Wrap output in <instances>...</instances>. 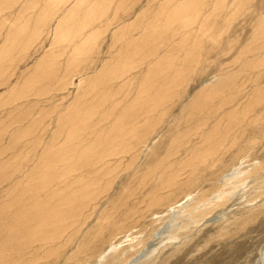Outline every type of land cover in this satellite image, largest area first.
Here are the masks:
<instances>
[{
	"label": "rangeland",
	"instance_id": "1",
	"mask_svg": "<svg viewBox=\"0 0 264 264\" xmlns=\"http://www.w3.org/2000/svg\"><path fill=\"white\" fill-rule=\"evenodd\" d=\"M243 1L212 0L214 3L212 4L211 0L209 3L206 0L207 5L204 4L199 13L200 20L190 22L183 28L184 32L180 30V34L178 32L175 37L167 35L165 41L160 40L162 43L160 41L159 43L157 38L154 39L156 36L149 37V46L147 43L146 51H142L145 52L144 55L141 58L134 57L140 62L136 61L123 67L129 72L118 79H115L119 75H116L115 70L122 66H116L123 64L126 57L130 60L128 57L132 49L129 48V44L143 41L145 30L153 29L154 15L161 10L160 3H166V0H117V2L113 0L114 4H111L107 12V16H111L107 20L112 22L110 28L96 37L99 38L96 39L98 44L94 50L87 51L84 55L79 53V56H74L75 44L81 46L76 40L75 43H70L71 45L64 43L62 49L57 43L52 42L53 36L57 34L52 30L54 26L50 25L43 30L42 35L38 37L41 41L34 43L31 51H22L23 54L28 52L29 55L18 57V52L16 56L9 53L12 57L5 58L6 63L3 57L0 59H3L0 63V244H2L0 255L2 256L4 251L8 256L7 262L2 261L0 256V264H264V191L260 187L264 180V117L262 120L258 116L262 104L256 105L252 114L244 117L245 120L239 129L235 128L231 132L232 135L231 133L228 135L229 144L225 143V139L221 148L218 147V154L208 156L207 162H202L198 156L199 150L212 144L211 140H206V135L217 127L223 115L225 117L226 113L230 112L227 110L234 107L231 111L240 114L244 105L255 98L258 87L264 86V61L263 66L255 67L257 71L253 68L250 72L243 73L244 75L239 72L243 59L259 64L257 54L241 53L254 47L252 37L258 26V19L264 18V0H251L252 2L248 0L246 3ZM216 3H220L223 9L221 6L216 8ZM208 4L214 6L207 7ZM94 6L97 7V3ZM113 11L115 13H112ZM142 12L144 13L140 15ZM189 17L188 15L187 18ZM204 18L208 19L207 23L204 22ZM95 20L96 30L100 27V20L97 18ZM125 25L127 29L122 31ZM91 29L93 26L87 30ZM190 33L192 34L189 36ZM216 42H219V45ZM45 48L46 52L54 49L53 59L41 56ZM151 50L155 52L150 53ZM142 53L139 52V55ZM41 57L51 60V63L40 69L44 73L40 76L41 80L33 82V78L37 77V64ZM188 64L190 65L187 66ZM169 65L183 71L187 68L189 70L182 71V74H185L178 75L174 83H168V77H174L173 70H167ZM153 66L156 71L161 68L157 71L158 76L167 77L160 83L163 88L159 94L170 98L168 102L165 100L166 104L160 102L161 106L157 112L146 116V101L143 98H147L149 104L153 102L150 98L156 94L152 88L144 91L142 80L149 70H153L151 69ZM103 71L104 73H101ZM81 75L86 82L76 94V86L80 83ZM97 75H101L100 82L95 78ZM230 75H236L233 86L234 100H230L224 107L221 106L222 109L217 108L216 104L227 91H223L220 97L208 100L215 105V116L205 121L204 112L195 111L193 103L207 100L212 88L216 86L214 84L220 80L222 82ZM257 75H261L263 81H255ZM125 78H131V81L124 83L122 79ZM34 83L36 86L33 89L31 86ZM170 85L171 89L166 87ZM23 88L26 89V94L20 97L18 93ZM73 101H76V112L69 108ZM211 108L213 105L206 110H213ZM191 111L198 113L203 121L198 123L192 121L189 116ZM119 117H124L126 132L131 131L130 127L138 125L140 129L138 138L142 139L145 135L147 140L129 149L128 154L107 158L112 162V170L109 169L112 173L107 180L105 179L104 183L111 181L104 194L99 195L96 202H91L83 210L82 217L75 216L73 217L75 219L71 218L53 226V229L51 226L40 228L39 231L44 230L45 234H39L36 241L22 235L19 237L20 240L18 238L8 244L3 243V239L12 229L9 225L14 221L11 218L12 213L21 211L19 205L12 201L22 195L24 199H29L32 197L30 195L32 189L41 188L40 183H47L45 186L49 185L48 189L51 191L59 189L52 200H61L66 191L63 186L74 180L73 177L66 178L64 175L66 162L56 164L57 167L53 169L47 166H44L47 169L44 168L42 161L46 152L62 150L78 155L83 149L95 145L97 137L105 136ZM256 119H260L258 120L260 122L255 121ZM249 120L255 123L250 126ZM199 124L201 128L197 130ZM221 127L223 128V125ZM186 135L189 137L186 138ZM129 141L131 144L134 143L130 139L128 144ZM200 144L201 146H198ZM160 162H163L161 167L158 164ZM196 165L194 170L192 166ZM261 165L263 168L254 172L255 168ZM125 167H128L126 171ZM161 168L179 170L177 179L179 182L169 189L160 191L158 196L161 199L155 202L149 195V190H152L158 181L157 177H154L156 180L154 178L147 180L145 184L142 183V176L150 170L158 171L159 175ZM51 175L53 179L50 178ZM35 184L38 185L37 188L29 186ZM26 186L31 190L22 194ZM46 191H40L37 199H44L43 201L48 199ZM128 191L131 193L130 196L123 199L126 194L122 196V193ZM228 191L229 193L224 196L226 199H217L220 193ZM30 200L26 201L27 204ZM148 200L150 202H147ZM8 210L11 211L7 212L11 214L10 218L5 217L8 214L4 215ZM58 213L60 216L64 211L60 210ZM126 215L131 216V219L128 217L130 221ZM248 218L250 220H246ZM113 224L125 225V228L113 231L115 230ZM51 231L52 234L48 233ZM51 235L53 240H49ZM23 242L29 244L15 250L13 246ZM53 247H56V250Z\"/></svg>",
	"mask_w": 264,
	"mask_h": 264
},
{
	"label": "bare ground",
	"instance_id": "2",
	"mask_svg": "<svg viewBox=\"0 0 264 264\" xmlns=\"http://www.w3.org/2000/svg\"><path fill=\"white\" fill-rule=\"evenodd\" d=\"M6 1V0H5ZM9 1V0H8ZM28 1V0H27ZM30 1V0H29ZM33 1V0H32ZM46 0H34V2H39V3H42V2H45ZM55 1H60L59 2V6H60V3L62 2V0H55ZM71 1V0H70ZM86 0H82L81 2L79 1V4H75V2H73L75 4V6L73 5V8L70 9L71 12H70V17L68 18L67 20V24L64 25L67 26V27H70L68 32L65 33V35L63 37H61L58 41H55V43H57L59 45V47H61V49L65 46L64 43H68V45L70 43H75V40L77 41V43H80L81 46H77L75 44V46L73 47L74 49V52H75V55L74 56H79L78 54L80 53V55H84L87 53V51H92L94 50L97 41L96 39H99V38H96L98 37L99 34H103L105 33L109 28H110V23L111 20L107 21L109 19V17L111 16H107V12H109L110 8H111V4H114L113 3V0H97V7L93 6L92 3H88V2H85ZM93 1V0H92ZM153 1V0H152ZM155 1V0H154ZM176 1V3H174ZM166 0V3H160V12L159 13H156L154 15V19L153 21H155V24L153 25V29L150 30V28H147L145 30V33H144V38H143V41L141 40V42H137V43H132L131 45L129 44V48L132 49L131 52H129V57L130 60H127V57L125 59V61L123 62V64L121 63V65H117L116 67H120L118 69L115 70L116 72V78L115 79H118V78H121L122 76L126 75L127 72H129V70H126L125 68L123 67H126V66H129V65H132L134 64V62L136 61H139L140 60H137L135 59L134 57H142L144 55V53H142V51H146V44L148 43V46H149V37H155L154 39L157 38V41L159 42L160 40L161 41H165L167 35H170L175 37L178 35V32L180 34V30H183L184 32V27H187L186 25L190 24V22H193V21H198L200 20L199 18V13L200 11H202V8L204 7V4L206 0ZM214 1V0H213ZM241 1V0H240ZM243 1V0H242ZM248 0H245V3L247 2ZM11 2V1H10ZM9 2V3H10ZM117 2V0H116ZM133 2V1H132ZM244 2V1H243ZM249 2H252L251 0H249ZM149 3V2H148ZM174 3V4H173ZM208 3H209V0H208ZM211 3H212V0H211ZM18 4V3H17ZM31 4V2L29 3ZM28 4V5H29ZM53 4V3H52ZM62 4H64V2H62ZM66 4H67V0H66ZM72 4V3H70ZM116 4V3H115ZM173 4V5H172ZM214 4V3H212ZM212 4H208L207 7H209L210 5ZM220 3H216L215 6L216 8H219L221 5H219ZM244 4V3H243ZM27 5V4H25ZM69 5V4H68ZM207 5V4H206ZM245 5V4H244ZM13 6V5H12ZM31 6V5H29ZM48 6H51V5H48ZM65 6V5H64ZM63 6V7H64ZM76 6H78L76 8ZM151 6V5H150ZM149 6V8H150ZM214 6V5H212ZM210 6V7H212ZM226 6V5H225ZM246 6V5H245ZM1 7H5V3L4 2H0V8ZM37 7V6H35ZM52 7V6H51ZM116 5H115V9H116ZM148 7V6H147ZM146 7V8H147ZM13 8V7H12ZM11 8V9H12ZM15 8V7H14ZM31 8V7H30ZM29 8V9H30ZM61 8H62V5H61ZM148 8V9H149ZM216 8H214V10H216ZM222 8V6H221ZM226 8V7H225ZM28 9V10H29ZM35 8H33V12L35 11L36 12V9L34 10ZM118 9V8H117ZM144 9V8H143ZM206 9V8H205ZM204 9V10H205ZM213 9V8H212ZM223 9V8H222ZM8 10V9H7ZM25 10V9H23ZM48 10H49V7H48ZM56 10V9H55ZM54 10V12H55ZM63 10V9H62ZM67 10V9H66ZM2 11V10H1ZM0 11V13H1ZM60 11V10H59ZM148 11V10H147ZM146 11V12H147ZM220 11V10H218ZM224 11V10H223ZM4 12V11H3ZM14 12V10L12 11ZM27 12V11H25ZM25 12L23 13V15L25 14ZM217 12V10H216ZM5 13V12H4ZM21 13V12H20ZM59 13V12H58ZM112 13H115L114 11ZM144 12L140 13V15H142ZM215 13V12H214ZM18 14V13H17ZM29 14V13H28ZM31 14V13H30ZM38 14V13H37ZM42 14V12H41ZM54 14V13H53ZM56 14V13H55ZM61 14V12H60ZM221 14V13H220ZM23 15L21 17H23ZM50 15V14H49ZM113 15V14H111ZM147 15V14H146ZM164 15V17H163ZM190 16L189 18H187V16ZM222 15V14H221ZM32 16V15H31ZM30 16V17H31ZM115 16V15H114ZM113 16V17H114ZM145 16V14H144ZM215 16V15H214ZM217 16V15H216ZM27 17V15H26ZM36 17V15H35ZM50 17V16H49ZM75 19V22L74 20H72V18ZM226 17V16H225ZM1 18V16H0ZM29 18V17H28ZM42 18V17H41ZM53 18V16L51 17ZM58 18V17H57ZM60 18V17H59ZM63 18V17H62ZM67 18V17H66ZM99 19L100 20V27L99 28H96V30L94 29L95 27V23H97V21L95 19ZM140 18V17H138ZM208 18V17H207ZM215 18V17H214ZM11 19V18H10ZM10 19H8L7 21H9ZM15 19H16V16H15ZM34 19V18H33ZM40 19V18H39ZM49 19V18H47ZM114 19H116V17H114ZM145 19V18H144ZM147 19V17H146ZM216 19V18H215ZM1 20H4L1 18ZM6 20V19H5ZM21 20V19H20ZM31 20V19H30ZM35 20V19H34ZM37 20V19H36ZM98 20V21H99ZM204 22L207 23L208 19L204 18ZM212 20V18H211ZM52 21V20H51ZM50 21V22H51ZM63 21V20H62ZM61 21V22H62ZM210 21V20H209ZM15 22L19 23V21H16ZM49 22V23H50ZM74 22V23H73ZM152 22V21H151ZM202 22V21H201ZM203 22V23H204ZM1 23V22H0ZM3 23V22H2ZM11 23V22H10ZM16 23H13L16 24ZM21 23V21H20ZM26 23V22H24ZM126 23V22H125ZM131 23V21H130ZM137 23V21H136ZM4 25H2V27L5 26V22L3 23ZM192 24V23H191ZM27 25V24H26ZM40 25V23H39ZM50 24H48L49 26ZM52 25V24H51ZM143 25V24H142ZM150 25V24H149ZM31 26V25H30ZM42 26V25H41ZM47 26V24L45 25ZM93 26V29L91 30H87V29H90V27ZM132 26V25H131ZM144 26V25H143ZM16 27H19V26H16ZM20 27H21V30H24L23 28L25 27H22L21 24H20ZM19 27V28H20ZM29 27V26H28ZM27 27V28H28ZM145 27V26H144ZM26 28V29H27ZM41 28V27H39ZM3 29V28H2ZM17 29V28H15ZM127 27L126 25L122 28V31H126ZM189 30V28H187ZM196 29V28H195ZM200 29V28H199ZM32 30V28H31ZM42 30V29H41ZM55 31V30H54ZM67 31V30H66ZM65 31V32H66ZM17 32H18V29H17ZM142 32H143V29H142ZM190 32V31H189ZM28 33V32H27ZM12 34V33H11ZM192 33L189 34V36L191 35ZM2 32H1V36H2ZM13 35V34H12ZM15 35V33H14ZM13 35V36H14ZM22 35V33H21ZM24 35V34H23ZM22 35V36H23ZM27 35V34H25ZM13 36H9L8 34V38H14ZM79 36H83L82 38L79 37ZM56 37V36H55ZM101 37V36H100ZM172 37V38H173ZM183 37V36H182ZM193 37V35H192ZM140 38V37H138ZM22 39V38H21ZM29 39V38H28ZM54 39V38H52ZM117 39V38H116ZM124 39V38H123ZM12 40V39H11ZM170 40V39H169ZM8 41V40H7ZM32 41H35V40H32ZM136 41V40H135ZM160 41V42H161ZM252 41L255 43L254 47L252 49H249V50H245L244 52L241 53V55H243L244 53H247V52H253L255 54H257L258 56V61H259V64H255L253 63L251 60L249 59H243V61H241L240 63V69H239V72L242 73L241 75H244L243 73L245 72H250L251 69L254 68L255 71H257V69H255V67L257 66H263V61H264V18L261 17L260 19H258V26L256 27V30H255V33L252 37ZM133 42V41H131ZM143 42V44H142ZM159 42V43H160ZM189 42V41H188ZM9 43V42H8ZM6 42V46L5 47H8V44ZM15 43V42H14ZM145 43V44H144ZM162 43V42H161ZM168 43V42H167ZM183 43V42H182ZM5 45V43H3ZM33 42H27V43H22L21 46H26L25 48H27V46L29 45H32ZM184 44V43H183ZM190 44V43H189ZM192 44V43H191ZM216 44L219 45V42ZM1 45V44H0ZM4 45L2 48H4ZM11 45V43H10ZM9 45V47H10ZM17 45V44H16ZM71 45V44H70ZM79 45V44H78ZM177 45V44H176ZM214 45V44H213ZM212 47H215L213 46ZM21 46H18L17 49H19V47ZM41 46V45H40ZM161 46V45H160ZM159 46V47H160ZM184 46V45H183ZM249 46V45H248ZM8 47V48H9ZM246 47V46H245ZM13 48V47H12ZM58 48V47H57ZM122 48V47H121ZM53 49V48H52ZM68 49V48H67ZM156 49V48H154ZM163 49V48H162ZM186 49V48H185ZM212 49V48H211ZM4 50V49H2ZM15 50V49H14ZM64 50V49H63ZM160 50V49H159ZM182 50V49H181ZM190 50V49H189ZM135 51V52H134ZM154 50H151L150 53H152ZM177 51V49H176ZM187 51V50H186ZM4 52V51H3ZM0 49V59L3 57L4 59V62L6 61L5 60V55L7 56L8 54H5V52L3 53ZM139 52L142 53L141 55H139ZM155 52V51H154ZM189 52H192V51H189ZM188 52V53H189ZM225 52V51H224ZM223 52V53H224ZM45 53V54H44ZM66 54V51L64 52ZM90 53V52H89ZM136 53V54H135ZM174 53V51H173ZM193 53V52H192ZM25 54V53H24ZM44 54V55H43ZM74 54V53H73ZM155 54V53H154ZM157 54V53H156ZM61 56L63 55L62 53L60 54ZM149 55V53H148ZM189 55V54H188ZM187 55V56H188ZM42 57H49V58H52L55 57L54 55V49L49 51V52H46V49H44V51H42V54H41ZM118 56V55H117ZM185 56V55H184ZM39 59L38 63L37 64V72H36V76L37 77H34L33 78V82H37L39 79L41 80V74H44L41 72L40 69L45 68L46 66H48L50 63H51V60H47V59ZM88 57V56H86ZM153 57V56H152ZM237 57V56H236ZM263 57V58H262ZM73 58V57H72ZM134 58V59H133ZM186 58V57H185ZM189 58V57H188ZM261 58V59H260ZM2 59V60H3ZM58 59V58H57ZM120 59V58H118ZM143 59H146V58H143ZM182 59V58H181ZM2 60H0V63L2 62ZM191 61L193 60V58L190 59ZM37 61V60H36ZM59 61V60H58ZM118 61V60H116ZM123 61V60H122ZM184 61V60H183ZM189 61V60H188ZM237 62L239 61V58H237L236 60ZM257 61V62H258ZM176 62V61H175ZM178 62V61H177ZM187 63V61H185ZM194 62V61H193ZM6 63V62H5ZM56 63V62H55ZM68 63V62H67ZM263 63V64H262ZM57 64V63H56ZM76 64V63H75ZM113 64V63H112ZM157 64V63H156ZM125 65V66H124ZM159 65V64H158ZM177 65V64H176ZM180 65V64H179ZM190 64H188L187 66H189ZM239 65V63H238ZM146 66V65H145ZM182 66V65H181ZM62 67V66H61ZM147 67V66H146ZM264 67V66H263ZM185 68V67H183ZM30 69V68H29ZM130 69V68H129ZM153 70H149V72L145 75L146 77L142 80V84H143V89L144 91L145 90H148L150 88H152L156 94L155 97H151L150 100H152L153 102L151 103H147L149 100L147 98H143L144 101H146L145 103V113H146V116H148L149 114L153 113V112H157L159 106H161L160 102H165V100L167 99L166 97L168 96H165V95H160L159 94V91H162V88H163V85H160V83H163L165 81V78H167L166 76H158L159 72L157 73V71L159 69L154 70L156 69L154 66L153 68H151ZM189 70V68H187ZM186 69V70H187ZM259 69V67H258ZM263 69V68H262ZM164 70V69H163ZM168 71H172L174 72V77L173 76H170L168 77V83H174L178 78V75L179 76H182L184 74H182V70L178 69L177 67H174L172 65H169V67L167 68ZM183 71V72H186ZM187 70V71H188ZM1 71V70H0ZM51 71V69H50ZM101 73H104L101 72ZM165 73V72H164ZM182 74V75H181ZM91 75V74H90ZM144 75V74H143ZM164 75V74H163ZM82 76V75H81ZM83 77L81 78L80 80V83L76 86V94L79 93V90L80 88H83L84 87V83L86 82L85 80H83ZM184 77V76H183ZM59 78V77H58ZM96 80L97 81H101V75H97L96 77ZM182 79V77H181ZM236 79V75H230L228 76L226 79H224L222 82L220 80V82L218 83H215L214 85H216L214 88H212L211 92H210V95L207 97V100H204L202 102H198V103H193L194 107H195V111L197 112H204L205 114V121L207 119H210L211 117L214 118L213 116L214 113H215V110H214V104H212V102H209L210 99H215L216 97H220L221 94H223L224 92L223 91H227V93L225 92V94L222 95L223 98L220 99V102L218 104H216L217 108H223L225 105L228 104V102L231 100L233 101L235 96L233 95V86L235 85V80ZM252 79V78H249V80ZM5 80V79H4ZM124 81V83H129L131 81V78H125V79H122ZM259 80H262L263 81V78L261 77V75H257L256 76V79L255 81H259ZM239 81V80H238ZM50 82V81H49ZM48 82V83H49ZM54 83V82H53ZM72 83V82H71ZM96 83V82H95ZM159 83V84H158ZM2 84V83H1ZM73 84V83H72ZM179 84V83H178ZM17 85V84H16ZM86 85V84H85ZM36 86V84H32L31 88L34 89V87ZM38 86V85H37ZM133 86V85H132ZM243 86V85H242ZM249 86V85H248ZM97 87V86H96ZM168 88L171 87L170 86H166ZM30 88V87H29ZM28 88V89H29ZM171 89V88H170ZM23 90V91H22ZM19 93H18V96L20 95V97H23L25 94H26V89L23 88ZM94 90V89H93ZM123 90V89H122ZM35 91V90H34ZM171 91V90H170ZM245 91V90H244ZM223 92V93H222ZM240 92V91H239ZM100 93V92H99ZM256 93V96L254 99H252L251 101L248 102V104L244 105L242 111L240 114H237L238 112L236 111H231L233 110V108L231 110H227V111H230V112H227L226 113V116L223 117L218 121V124L216 125L217 127L216 128H213L209 133H207L206 135V140L209 141L211 140L212 141V144L208 147V148H205V149H202V150H199L198 152V156H200V160L202 162H207L208 160V156L212 155L213 153H217V150L219 151L218 147L221 148V145H223L224 143V140L226 139L227 140V137L228 135L235 129H239L238 127H240L241 124H243L245 118L244 117H247L252 111H253V108L256 106V105H259V104H262V109L260 111V114H258V116H260V119H262V117H264V86H259L258 87V90L255 91ZM75 94V95H76ZM23 95V96H22ZM144 96V95H143ZM228 98H226V97ZM17 97V96H16ZM215 97V98H214ZM19 98V97H18ZM170 98V97H169ZM168 98V99H169ZM75 99V98H74ZM167 99V102L169 101ZM209 100V101H208ZM208 101V102H207ZM218 102V100H217ZM216 102V103H217ZM242 102V100H241ZM247 102V101H246ZM163 103V104H164ZM239 103V102H238ZM76 101H73L72 102V106L69 107L71 109L72 112H76ZM144 104V103H142ZM245 104V103H244ZM75 105V106H74ZM88 105V104H87ZM213 105V110H206L207 107ZM201 106V107H200ZM223 106V107H221ZM189 107V106H188ZM238 107V106H237ZM236 108V107H235ZM241 108V107H240ZM84 109V108H83ZM239 109V108H238ZM82 110V109H80ZM164 110V109H163ZM168 110V109H166ZM98 111V110H97ZM100 111V110H99ZM141 111V110H140ZM195 111H191V113L189 114L190 118L192 119V121L194 120L195 122H201L203 121V118L199 116L198 113H194ZM224 111V110H223ZM142 112L143 109H142ZM225 112V111H224ZM81 113V112H80ZM102 113V112H101ZM138 113V112H137ZM162 113V112H161ZM194 113V114H193ZM83 114V113H82ZM193 114V115H192ZM252 114V113H251ZM119 115V114H118ZM255 115V114H254ZM75 116V115H74ZM77 116V115H76ZM75 116V117H76ZM83 115H81L82 117ZM137 116V114H136ZM145 116V117H146ZM203 116V115H202ZM217 116V115H216ZM242 116V117H241ZM253 116V115H252ZM88 117V116H87ZM127 117V116H126ZM178 117V116H177ZM241 117V118H240ZM256 117V116H255ZM93 118V117H92ZM150 118V117H149ZM259 118V117H258ZM143 119V118H142ZM186 119V118H185ZM260 119H256L255 121H258ZM86 120V119H85ZM97 120V119H96ZM140 120V119H139ZM213 120V119H212ZM263 120V119H262ZM261 120V121H262ZM95 121V120H94ZM124 117H119L116 121V123L114 124V126L112 127V129L110 131H108V133L103 136V137H97L96 140L94 142H96L95 145H91V147H87L86 149H83L78 155H72L70 154V152L66 151V152H62V150H50L48 152H46V154L44 155L43 157V161H42V164H43V167L44 166H47L49 168H54V167H57L56 164L58 163H61V162H66V167H65V173L64 175L66 176V178H70V177H73L74 180L68 182L67 184H65V187L64 189L66 190L65 191V194L63 195V198L61 200H58V201H53V197L55 196V194L57 193L56 190L57 189H53L52 191L49 188V185L48 186H45V184L47 183H44V184H39L41 188L39 189H36V190H33L32 189V193L30 195H32V197H29V199H24L22 196L21 197H18L17 199H15V201H12V202H15V204L19 205L21 211L19 212H15V213H12V215L7 212H11L10 210L6 211V215L5 217H8L10 218V215H11V218L12 220L14 221H11L12 224H9L11 225L10 227H12L11 231L8 233V236L6 237L5 236V239H3V243H10L13 239H18L20 236H24V237H29L31 240H34L36 241L38 238H39V234H45V231L43 230L42 232L39 231L40 228L42 227H47V226H51L52 229H53V226H56L58 224H61L62 222H66V221H69L71 218L73 217H79L81 215V213H83V210L85 208H87V206H89V204L91 202H96L95 200L99 199V195L101 194H104V192L107 190L108 188V185L110 183V181H108L107 183H104L105 182V179L111 175L112 173V162L111 160H107V158H111L112 156H118V155H121V154H128L130 151H128L129 149L131 148H134L136 146H138L141 142L142 143H145L146 142V138L145 135H143L144 137L142 139H139L138 138V130H140L137 126H132L130 127L131 128V131L130 132H126L127 130V127L124 125ZM175 121V120H174ZM210 121V120H209ZM250 121V120H249ZM145 122V121H144ZM260 122V121H258ZM139 123V122H138ZM147 123V122H146ZM252 123H255L252 121ZM251 121H250V126H251ZM263 123V122H262ZM92 124V123H91ZM190 124V123H189ZM259 124V123H258ZM128 125V124H127ZM141 125V124H140ZM221 125H223V128L221 127ZM130 126V125H128ZM178 126V125H177ZM201 125H197L196 129L200 130V127ZM255 126V125H254ZM259 126V125H258ZM89 127V126H88ZM142 127V126H141ZM140 127V128H141ZM249 127V126H248ZM257 127V126H255ZM222 128V129H221ZM74 129V128H72ZM92 129V128H91ZM102 129V128H101ZM247 129V128H246ZM68 130V129H67ZM105 130V129H104ZM142 130V129H141ZM203 130V128H202ZM143 131V130H142ZM206 131V130H205ZM239 131V130H238ZM68 132V131H67ZM95 132V131H94ZM106 132V130H105ZM126 132V133H125ZM185 132V131H184ZM183 132V133H184ZM237 132V131H236ZM101 133V131L99 132ZM130 133V134H129ZM141 133V132H140ZM144 133V132H143ZM149 133V132H148ZM147 133V135H148ZM189 133V132H188ZM198 133V132H197ZM196 133V134H197ZM132 134V135H131ZM195 134V135H196ZM240 134V133H239ZM232 135V133H231ZM235 135V133H234ZM233 135V136H234ZM72 136V135H71ZM93 136V135H92ZM241 136V135H240ZM85 137V136H84ZM173 137V136H172ZM189 137L186 135V138ZM226 137V138H225ZM232 137V136H231ZM87 138V137H86ZM237 138V137H236ZM69 139V138H68ZM132 140L134 143H129L128 144V140ZM172 139V138H171ZM189 139V138H188ZM231 139V138H230ZM142 140V141H141ZM149 140V138H148ZM194 140V139H193ZM221 140V141H220ZM225 140V143L229 144L228 143V140L226 141ZM18 141V139H17ZM16 142V141H15ZM148 142V141H147ZM191 142V140H190ZM195 142V141H194ZM193 142V144H194ZM233 142V141H232ZM230 142V143H232ZM70 143V142H68ZM134 144V146H132ZM206 144V143H205ZM233 144V143H232ZM231 144V145H232ZM69 145V144H68ZM182 145V144H180ZM190 145V144H189ZM225 145V144H224ZM235 145H236V142H235ZM198 146H201L198 145ZM226 146V145H225ZM230 146V145H228ZM237 146V145H236ZM186 147V146H185ZM223 147V146H222ZM231 147V146H230ZM234 147V146H233ZM247 147V146H246ZM249 147V145H248ZM60 148V147H59ZM69 148V147H68ZM83 148V147H82ZM81 148V149H82ZM177 148V147H176ZM192 148V147H191ZM227 148V147H226ZM232 148V147H231ZM242 147H240L241 149ZM244 148V147H243ZM64 149V148H63ZM221 150V149H220ZM72 151V150H71ZM75 151V150H74ZM229 151V150H227ZM232 151V150H231ZM224 152V151H223ZM137 153V152H136ZM222 153V152H221ZM228 153V152H226ZM139 154V153H138ZM168 154V153H167ZM215 154V155H216ZM173 155V154H172ZM214 155V157H215ZM225 155V154H224ZM165 156V155H163ZM175 156V155H174ZM173 157V156H172ZM134 158V157H133ZM136 159V157H135ZM162 159V158H161ZM186 159V158H185ZM184 159V160H185ZM211 159V158H210ZM187 160V159H186ZM194 160V159H193ZM220 160V159H219ZM114 162V161H113ZM133 162L134 159H133ZM139 162V161H138ZM199 162V160L197 161V163ZM50 163V164H49ZM118 164V163H117ZM131 164V163H130ZM133 164V163H132ZM159 164V167L163 166V162H160L158 163ZM180 164V163H179ZM192 164V163H191ZM202 164V163H201ZM49 165V166H48ZM61 165V164H60ZM135 165V164H133ZM132 165V166H133ZM207 165V164H206ZM41 166V165H40ZM122 166V165H121ZM127 166V165H126ZM131 165H129L130 167ZM150 166V165H149ZM169 166V165H168ZM190 166V165H189ZM210 166V165H209ZM47 167H44L47 169ZM116 167V166H114ZM119 167V166H118ZM134 167V166H133ZM167 167V166H166ZM173 167V166H172ZM194 167V170H196L195 167L196 166H192ZM204 167V166H203ZM264 167V166H263ZM262 165L258 168H255L252 169L255 171H259L261 168H263ZM126 168V167H125ZM128 168V167H127ZM127 168L125 169V171L127 170ZM132 168V167H131ZM41 169V168H40ZM111 169V170H109ZM115 169V168H114ZM133 169V168H132ZM186 169V167H185ZM202 169V167H201ZM205 169V168H204ZM50 170V169H49ZM131 170V169H130ZM158 170V169H157ZM177 170V169H176ZM15 171V170H14ZM17 171V170H16ZM179 171V170H178ZM178 171H174V170H169V169H164V168H161L160 169V172L161 175L158 179V171H155V170H150V171H146L147 173L144 174L142 176V183H145L147 180H153V178L156 176L157 177V182L156 184L152 187V190L150 189V196L152 198H154V201L155 202H159L161 197L158 196L159 192L164 190V189H169L173 186H175L179 181L177 180L178 179V176H179V172ZM190 171V170H189ZM199 171V169H198ZM182 172V171H181ZM191 172V171H190ZM200 173V172H199ZM198 173V174H199ZM253 173V171H252ZM113 175V174H112ZM120 175V174H119ZM253 175V174H252ZM192 176V175H191ZM195 176V175H194ZM249 176V174H248ZM40 177L42 178L43 177V174L40 175ZM113 177V176H112ZM51 179H53L52 175L50 176ZM57 178V177H55ZM54 178V179H55ZM64 179V178H63ZM117 179V178H116ZM115 179V180H116ZM155 179V178H154ZM180 179V178H179ZM190 179V178H189ZM241 179V178H239ZM107 180V179H106ZM156 180V179H155ZM181 180V179H180ZM191 180V179H190ZM63 181V180H61ZM117 181V180H116ZM134 181V180H133ZM139 181V180H138ZM183 181V180H182ZM192 181V180H191ZM237 181V180H236ZM242 181V179H241ZM148 182V181H147ZM146 182V183H147ZM193 182V181H192ZM104 183V184H102ZM113 183V182H112ZM111 183V184H112ZM145 183V184H146ZM195 183V182H194ZM237 183V182H236ZM29 184V183H28ZM55 184V183H54ZM190 184V182L188 183ZM57 185H59L57 183ZM62 185V184H61ZM78 185V186H77ZM150 185V184H149ZM29 186H32L33 188H37V184L35 185H29ZM29 186H26L24 188V192H30L31 188L28 189ZM111 186V185H110ZM125 186V185H124ZM146 186V185H145ZM192 186V185H191ZM127 187H129V185H127ZM188 187V186H187ZM261 188H263V191H264V180L262 181L261 183ZM60 188V187H59ZM126 188V187H125ZM185 188H183L184 190ZM42 192H45L46 190V193L45 194H48V199H46L45 201L43 200H38L36 197L39 193H41L40 191ZM62 190V189H61ZM60 190V192H61ZM35 191V192H33ZM38 191V192H37ZM59 191V189L57 190ZM109 192V190H108ZM112 192V191H111ZM148 192V191H147ZM171 192V190H170ZM179 193V192H178ZM228 192H222L220 193L218 196H217V199H226V197H224L225 195H227ZM264 193V192H263ZM123 194H126L125 197H123V199H128L127 197L130 196V192H123L122 193V196ZM120 195V194H118ZM117 195V196H118ZM163 195V193H162ZM169 195V194H168ZM28 196V195H27ZM111 196V194H110ZM146 196V195H145ZM36 197V198H35ZM40 198V197H39ZM108 198V197H107ZM151 198V199H152ZM175 198V197H174ZM32 199V200H30ZM170 199V198H169ZM168 199V200H169ZM206 199V196L203 197V201H205ZM29 201V203L27 204V202ZM56 200V199H54ZM111 200V199H110ZM27 201V202H26ZM109 201V198L107 200V202ZM113 201V200H112ZM115 201V200H114ZM152 201V202H154ZM98 202V201H97ZM147 202H150L149 200ZM169 202V201H168ZM112 203V202H111ZM111 203H110V206H111ZM117 202H115L116 204ZM164 203V202H163ZM13 204V203H12ZM93 204V203H92ZM108 204V203H107ZM115 204H114V207H115ZM147 204V203H146ZM148 204H151V203H148ZM154 204V203H153ZM157 204V203H156ZM147 206V205H146ZM153 206V205H151ZM150 206V207H151ZM154 207V206H153ZM89 208V207H88ZM92 208V207H91ZM9 209V208H8ZM11 209V208H10ZM120 209V208H119ZM60 210L64 211L63 214H61L60 216L57 215V214H60L58 213ZM94 210V209H93ZM96 210V209H95ZM114 210V209H113ZM126 210V209H125ZM129 210V209H128ZM132 210V209H131ZM138 210V209H137ZM140 210V209H139ZM100 211V210H99ZM142 210H140L141 212ZM255 211V210H254ZM95 212V211H94ZM101 212V211H100ZM105 212V210H104ZM122 212V211H121ZM109 213V212H108ZM128 213V212H126ZM130 213V211H129ZM143 213V212H142ZM3 214V213H2ZM96 214V213H95ZM113 214V213H112ZM116 214V213H114ZM124 214V213H123ZM100 215V214H99ZM109 215V214H108ZM132 215V213H131ZM83 215H81L80 217H82ZM84 216H86L84 214ZM127 216V215H126ZM4 217V216H3ZM101 217V216H100ZM129 216H127L128 218ZM136 217V216H135ZM131 219V216L129 217ZM128 218V220H129ZM75 219V218H73ZM82 218H80L81 220ZM107 219V216L106 218ZM121 219V218H119ZM139 219V218H138ZM7 220V219H6ZM246 220H250V218L246 219ZM74 222H76L75 220H73ZM78 221V220H77ZM101 221V220H100ZM104 221V220H103ZM106 221V220H105ZM130 221V220H129ZM134 221V220H133ZM99 222V221H98ZM110 222V221H109ZM135 223L137 222V220L134 221ZM132 222V225H134ZM112 223V222H111ZM122 223V222H121ZM7 224V223H6ZM70 224V223H69ZM76 224V223H75ZM78 224V223H77ZM109 224V223H108ZM115 224H113L114 226ZM108 226V225H107ZM105 227V226H104ZM132 227V226H131ZM77 228V227H76ZM96 228V227H95ZM125 228V225H115L114 226V229L113 231H121ZM51 229V228H50ZM51 229V230H52ZM58 229V228H57ZM94 229V228H93ZM4 230V229H3ZM75 230V229H74ZM101 231V228L99 229ZM54 231V230H53ZM66 231V229H65ZM80 231V230H79ZM99 231V232H100ZM225 231V230H224ZM97 232H98V229H97ZM104 232V231H103ZM222 232H223V229H222ZM4 233V232H3ZM50 234H52V231L51 232H48ZM221 233V232H220ZM63 234V233H62ZM62 234L60 236H62ZM69 234V233H68ZM75 234V233H74ZM54 235V234H53ZM53 235L49 236V240H53ZM57 235V234H56ZM64 235V234H63ZM73 235V234H72ZM94 236V235H92ZM98 236V235H97ZM100 237V236H99ZM61 238V237H60ZM68 238V237H67ZM95 239V237H94ZM2 240V239H1ZM20 240V238H19ZM61 240V239H60ZM67 240V239H66ZM65 240V241H66ZM88 241V240H87ZM97 241V240H96ZM61 242V241H60ZM67 242V241H66ZM95 242V241H94ZM18 243V242H17ZM25 242H23L22 244L18 245V246H13L15 248V250H19L20 248H22L24 245L26 244H29V243H26L24 244ZM86 243V241H85ZM90 243V241H89ZM84 244V243H83ZM2 244H0V247ZM16 245V244H15ZM41 245V244H40ZM54 246V245H53ZM63 246V245H62ZM49 247V245H48ZM51 248V247H50ZM54 248V247H53ZM2 249V248H1ZM7 249H9V246L7 247ZM56 250V247L54 248ZM86 249V248H85ZM12 250V248H11ZM10 250V251H11ZM5 251H7L5 249ZM9 251V252H10ZM8 252V253H9ZM31 252V251H30ZM55 252V251H54ZM7 253V252H6ZM11 253V252H10ZM1 254V253H0ZM47 254V253H46ZM50 254V253H48ZM10 255V254H9ZM1 256V255H0ZM74 256V255H73ZM79 256V255H78ZM119 256V255H118ZM30 257V256H29ZM2 261L4 262H7L8 260V256L5 254V252L3 251L2 253ZM10 260V259H9ZM115 260V259H114ZM1 261V262H2ZM29 261V259H28ZM34 263V262H32ZM38 264V263H36Z\"/></svg>",
	"mask_w": 264,
	"mask_h": 264
},
{
	"label": "crops",
	"instance_id": "3",
	"mask_svg": "<svg viewBox=\"0 0 264 264\" xmlns=\"http://www.w3.org/2000/svg\"><path fill=\"white\" fill-rule=\"evenodd\" d=\"M75 1H76L75 4H79V1L81 2L82 0H71V1L70 0H67V4H66V0H62V2H64V4H62V2H61L60 3V6H59V2L60 1H55V0H46L45 2H42V3L34 2V0L33 1L32 0H30V1L29 0L28 1L27 0H9V1L8 0H6V1L3 0V2L5 3V7H1L0 8V11L2 10L1 13H0V16H1L2 19H4V20H1V18H0V22H1L0 23V44H1L0 45V49H1L2 52L3 51L5 52V50H6L5 54H8V55L7 56L5 55V57L6 58H10V57H12L14 55L16 56V53L17 52H18L17 53L18 57H25L26 55H29L28 52L25 53V54H23L22 51H27V50L28 51H31V49L35 46L34 43H38L39 41H41L38 37H40L42 35L43 30H45L46 28H48L51 25V23H53V22H55V23L52 24L54 26V27L52 26L53 27L52 30L53 31L55 30L54 32L57 35H55L56 37L53 36L54 39H52L51 41L52 42L58 41L61 37H63L65 35V33L68 32V30L70 28V27H67V26L64 27V25L67 24V20L70 17V15H69L70 12H71L70 9L73 8V5L75 6V4L73 3ZM0 2H2V1L0 0ZM30 2H31V4H29ZM85 2L92 3V4L94 3L93 4V6H94L97 3V0H93V1L92 0H86ZM70 3H72V4H70ZM25 4H27V5H25ZM28 4L31 5V6H29ZM48 5H51L52 7L51 6H48ZM61 5H62V8H61ZM35 6H37V7H35ZM63 6L65 8H63ZM48 7H49V10H48ZM77 7L78 6H76V8ZM33 8L36 9V12L35 11L33 12ZM23 9H25V10H23ZM13 10H14V12H12ZM54 10H55V12H54ZM25 11H27V12H25ZM22 12L23 13L25 12V14L23 15ZM41 12H42V14H41ZM60 12H61V14H60ZM22 15H23V17H21ZM26 15H27V17H26ZM35 15H36V17H35ZM15 16H16V19H15ZM52 16H53V18H51ZM47 18H49V19H47ZM8 19H10V20L7 21ZM15 20L16 21H19V23L18 22L16 23ZM72 20H74V22H75V19L74 18H72ZM20 21H21V23H20ZM2 22L3 23L5 22V26L4 27H2V25H4ZM24 22H26V23H24ZM13 23H16V24L13 25ZM39 23H40V25H39ZM20 24H21L22 27H25V28H23L24 30H22V31H20L21 30ZM46 24H47V26H45ZM48 24H50V25L48 26ZM16 26H19L20 28L19 27H16ZM39 27H41V28H39ZM15 28L18 29V32H17V29H15ZM31 28H32V30H31ZM1 32L3 34L2 36H1ZM11 33L13 35L15 33V35H14L15 37ZM21 33H22V35L23 34L24 35L22 36ZM8 34H9L10 37L13 36L14 38H11L12 39L11 40L10 38L7 37ZM25 34H27V35H25ZM32 40H35V41H32ZM28 41L29 42H33L32 46L30 48H24V46H21L22 43H27ZM6 42L7 43L9 42L7 44L8 47H9V45L11 43V45H10L9 48L8 47H5L6 46ZM3 43H5V45ZM3 45H4V48H2ZM18 46H21V47H19V49H17ZM2 49H4V50H2ZM9 53H13V55L10 56ZM3 57H4V55H3Z\"/></svg>",
	"mask_w": 264,
	"mask_h": 264
}]
</instances>
